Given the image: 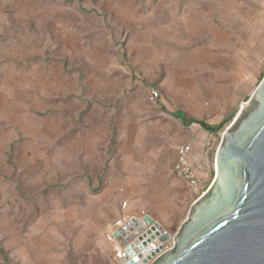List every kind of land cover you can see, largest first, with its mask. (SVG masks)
Returning a JSON list of instances; mask_svg holds the SVG:
<instances>
[{"label": "rangeland", "instance_id": "rangeland-1", "mask_svg": "<svg viewBox=\"0 0 264 264\" xmlns=\"http://www.w3.org/2000/svg\"><path fill=\"white\" fill-rule=\"evenodd\" d=\"M235 62L245 78H232ZM2 71L9 76L0 78V122H6L0 127V183L15 186L19 200L39 215L45 209L37 201L50 209V191L65 196L74 177L53 168L55 153L66 154L70 146L83 156L84 149L74 145L98 122H113L110 151L125 122H162L165 131L173 122L170 112L179 111L216 129L247 102L264 75V0H0ZM3 88L9 110L1 101ZM229 122L202 132L205 137L194 143L202 190L215 177V155ZM34 134L39 148L33 163L27 162L30 155L12 157V142L22 144ZM186 136L182 144L192 145L189 128ZM29 171L39 178L35 195L24 186L33 182ZM99 178L102 189L105 177ZM3 202L10 208L15 200L0 189ZM189 208L167 225L168 234L174 236ZM28 215L21 213L24 238ZM61 241L63 263L82 264L71 247L66 250L69 240ZM171 247L172 239L157 253ZM0 250L7 264H22ZM49 260L44 255L42 264Z\"/></svg>", "mask_w": 264, "mask_h": 264}, {"label": "crops", "instance_id": "crops-1", "mask_svg": "<svg viewBox=\"0 0 264 264\" xmlns=\"http://www.w3.org/2000/svg\"><path fill=\"white\" fill-rule=\"evenodd\" d=\"M188 19L189 23L193 21ZM174 28L175 26L171 25V33ZM168 58H172L170 50ZM193 62L192 65H195L197 60ZM232 67V78L237 80L246 77V74L241 72L239 63L235 62ZM7 76L9 73L2 71L0 78L5 79ZM1 95L2 104L6 103V109L9 110L7 101H10V95L4 88L1 89ZM178 112H170L169 116L173 122L165 131L162 122H125L126 127L123 133L120 131L118 143L110 151L106 141L108 137H112L113 122H98L96 129L94 130V127V131L92 130L86 139L83 138L82 142L76 141L74 149L82 147L83 156L74 154L70 146L67 147L66 154L58 150L52 162L53 168H66V172H72L74 177L68 181V193L65 196L61 195L59 190L50 191L53 203L50 209L44 206L43 199L37 201L35 205L45 209V212L39 215L32 212L34 209L28 202L19 200L20 195L15 186L0 183L4 196L11 195L15 200L10 208L6 206V202L0 206V248H4L15 261L22 264H42L44 255H50L48 264H64L61 252L65 250V244L60 242L64 238L69 240L66 250L71 247L73 254L82 264H151L165 251L157 253L158 250L170 241L161 240L164 238L163 233L158 234L149 226L143 227L141 218L148 216L166 230L167 225L174 223L200 196V192L190 190L173 175L172 166L177 148L186 140L188 128L195 136L191 145L190 161L193 166L196 161L193 147L196 139L198 140L197 136L203 138L205 136L202 132L209 134L210 131L196 122L188 123L190 118L184 113L185 119L177 117ZM5 123L0 122V127ZM34 139L37 140L35 134L29 135L28 141L25 140L22 144L19 140L12 142V157H22L25 154L24 157L27 158L30 155L27 162L32 164L38 157L36 149L39 148ZM1 141L4 143L5 140ZM164 152L167 154L166 159ZM28 173L33 182L24 186L32 188L31 194L35 195L39 188V178L30 171ZM100 176H104L106 181L102 189ZM119 189H122L120 194ZM63 196L69 199L66 206L63 205ZM123 202H127L125 209L122 208ZM21 213L24 216L30 214L25 238L21 233L22 225L19 226ZM23 219L25 223L26 217ZM133 220L138 225H135ZM44 223L48 225L45 226ZM117 223H122L130 250L128 259L123 263L115 261L112 246L104 237L106 230L111 226L116 228ZM60 224H63L61 231L65 234L60 235ZM138 241L144 244L140 245ZM0 262L7 264L1 250Z\"/></svg>", "mask_w": 264, "mask_h": 264}, {"label": "water", "instance_id": "water-1", "mask_svg": "<svg viewBox=\"0 0 264 264\" xmlns=\"http://www.w3.org/2000/svg\"><path fill=\"white\" fill-rule=\"evenodd\" d=\"M229 120L215 155V177L192 202L172 247L151 264H264V76L224 123ZM140 223L170 241L150 217Z\"/></svg>", "mask_w": 264, "mask_h": 264}, {"label": "built area", "instance_id": "built-area-1", "mask_svg": "<svg viewBox=\"0 0 264 264\" xmlns=\"http://www.w3.org/2000/svg\"><path fill=\"white\" fill-rule=\"evenodd\" d=\"M154 97H157L155 90L151 91ZM191 144L186 143L181 145L176 150V159L172 166L173 175L184 182L187 188L194 192L203 193L202 188V175L198 168L191 165ZM127 202L122 203V208L125 209ZM117 227L111 226L106 230L104 237L106 241L112 246V252L115 261L119 263L126 262L129 256L128 242L126 239V232L123 231L122 223H117ZM140 245L144 242L138 241ZM168 248H166L167 250Z\"/></svg>", "mask_w": 264, "mask_h": 264}, {"label": "trees", "instance_id": "trees-1", "mask_svg": "<svg viewBox=\"0 0 264 264\" xmlns=\"http://www.w3.org/2000/svg\"><path fill=\"white\" fill-rule=\"evenodd\" d=\"M263 76H264V75H263ZM263 76H262V78H263ZM176 116H177V117H180V118H182V119H185V117H186V116H185L183 113H181V112L176 113ZM190 122H196V123L202 125L206 130L210 131L211 133H213L214 130H215L214 126H209V125L205 124L204 122H201V121H198V120L189 119V120H188V123H190Z\"/></svg>", "mask_w": 264, "mask_h": 264}]
</instances>
